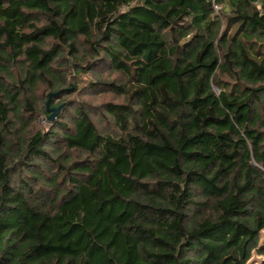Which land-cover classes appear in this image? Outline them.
<instances>
[{
  "label": "trees",
  "instance_id": "16d2710c",
  "mask_svg": "<svg viewBox=\"0 0 264 264\" xmlns=\"http://www.w3.org/2000/svg\"><path fill=\"white\" fill-rule=\"evenodd\" d=\"M262 232L264 0H0V264H248Z\"/></svg>",
  "mask_w": 264,
  "mask_h": 264
},
{
  "label": "rangeland",
  "instance_id": "374dc122",
  "mask_svg": "<svg viewBox=\"0 0 264 264\" xmlns=\"http://www.w3.org/2000/svg\"><path fill=\"white\" fill-rule=\"evenodd\" d=\"M40 123H41V126H43L45 129H48L50 127L49 125L51 122H49L46 118V119H42ZM258 250L264 251V232H262V234L260 235V241L258 243ZM263 263H264V253L259 254L253 251L248 264H263Z\"/></svg>",
  "mask_w": 264,
  "mask_h": 264
},
{
  "label": "water",
  "instance_id": "95a60500",
  "mask_svg": "<svg viewBox=\"0 0 264 264\" xmlns=\"http://www.w3.org/2000/svg\"><path fill=\"white\" fill-rule=\"evenodd\" d=\"M51 97H52V95L49 94L48 95V100L46 102V111L49 113V116L47 117V120L49 122H52L56 118V116L58 115L59 110H60V107L50 108L49 103H50Z\"/></svg>",
  "mask_w": 264,
  "mask_h": 264
},
{
  "label": "built area",
  "instance_id": "2783aa9c",
  "mask_svg": "<svg viewBox=\"0 0 264 264\" xmlns=\"http://www.w3.org/2000/svg\"><path fill=\"white\" fill-rule=\"evenodd\" d=\"M256 5H258V4H256ZM213 9H214L215 13H219V11H220L219 6H217V5H214Z\"/></svg>",
  "mask_w": 264,
  "mask_h": 264
}]
</instances>
